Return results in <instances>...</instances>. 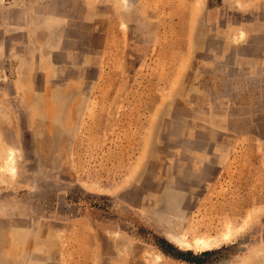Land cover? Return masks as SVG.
<instances>
[{
  "label": "rangeland",
  "instance_id": "obj_1",
  "mask_svg": "<svg viewBox=\"0 0 264 264\" xmlns=\"http://www.w3.org/2000/svg\"><path fill=\"white\" fill-rule=\"evenodd\" d=\"M0 264H264V0H0Z\"/></svg>",
  "mask_w": 264,
  "mask_h": 264
},
{
  "label": "trees",
  "instance_id": "obj_2",
  "mask_svg": "<svg viewBox=\"0 0 264 264\" xmlns=\"http://www.w3.org/2000/svg\"><path fill=\"white\" fill-rule=\"evenodd\" d=\"M158 241H159L158 243L160 244V246L163 248V245H165L164 243H166V241L165 240H158Z\"/></svg>",
  "mask_w": 264,
  "mask_h": 264
}]
</instances>
